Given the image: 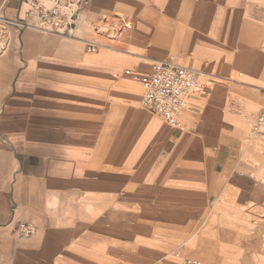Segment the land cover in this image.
<instances>
[{"label":"crops","instance_id":"crops-1","mask_svg":"<svg viewBox=\"0 0 264 264\" xmlns=\"http://www.w3.org/2000/svg\"><path fill=\"white\" fill-rule=\"evenodd\" d=\"M28 10L0 0V264H264V0H85L74 38ZM160 60L214 78L183 130L141 101Z\"/></svg>","mask_w":264,"mask_h":264},{"label":"built area","instance_id":"built-area-1","mask_svg":"<svg viewBox=\"0 0 264 264\" xmlns=\"http://www.w3.org/2000/svg\"><path fill=\"white\" fill-rule=\"evenodd\" d=\"M84 2L85 0H28V13L38 18V25L32 27L46 34L74 38L72 33ZM96 46L97 44L91 45L90 49L93 50ZM213 79L210 74L196 68L171 60H160L152 64V71L149 74L139 78L142 86L141 101L144 107L156 116L162 117L170 127L183 130L184 124L178 119L177 114L188 109L192 94L208 96ZM19 231L21 237L35 233L33 226L26 222L19 225ZM178 264H202V262L183 257Z\"/></svg>","mask_w":264,"mask_h":264},{"label":"rangeland","instance_id":"rangeland-1","mask_svg":"<svg viewBox=\"0 0 264 264\" xmlns=\"http://www.w3.org/2000/svg\"><path fill=\"white\" fill-rule=\"evenodd\" d=\"M43 33V32H42ZM46 34V33H45Z\"/></svg>","mask_w":264,"mask_h":264}]
</instances>
